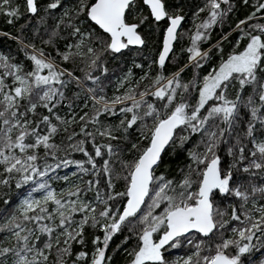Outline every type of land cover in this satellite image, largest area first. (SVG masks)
I'll return each mask as SVG.
<instances>
[{"label": "trees", "instance_id": "1", "mask_svg": "<svg viewBox=\"0 0 264 264\" xmlns=\"http://www.w3.org/2000/svg\"><path fill=\"white\" fill-rule=\"evenodd\" d=\"M2 1L0 88L13 93L10 82L18 65L29 89L12 105L0 93V264L20 244L26 257L33 254L42 264H90L102 247L101 264H129L141 243L142 209L151 203L165 230L168 210L196 203L202 172L216 155L222 176L229 178L226 188L211 194L212 233L177 237L162 249L161 262L142 264H209L218 251L235 256V264H264V208L254 211L264 203V0L217 5V0H162L167 17L181 15L183 22L160 66L156 58L167 18L155 21L142 0L128 5L124 20L136 24L143 44L120 52L110 49L109 36L87 17L95 0H36L33 9L27 0ZM64 6L70 7L66 17ZM82 27L90 30L93 53L67 55L75 51L67 50V44L75 42ZM253 38L260 44L249 71L221 77L202 101L207 80ZM193 48L203 54L191 62ZM130 67L134 84L129 100L119 102L122 96H112L113 79ZM221 101L230 106L229 113L216 108ZM176 107L183 122L152 170L143 205L118 222L138 157L157 122ZM69 111H77L72 122ZM22 120L29 125L23 127ZM69 171L79 179L78 194L92 206L91 212L69 213L78 229L67 216L49 222L48 230L39 229L32 217L18 212V200L38 176L54 178L55 184ZM62 228L68 234L57 236Z\"/></svg>", "mask_w": 264, "mask_h": 264}, {"label": "water", "instance_id": "2", "mask_svg": "<svg viewBox=\"0 0 264 264\" xmlns=\"http://www.w3.org/2000/svg\"><path fill=\"white\" fill-rule=\"evenodd\" d=\"M36 0H27L33 9ZM155 21L167 18L161 47L156 61L160 66L169 57L178 31L183 22L181 15L168 16L162 0H142ZM133 0H95L87 10L88 19L109 36V47L114 52L122 51L125 46L140 47L143 39L137 31L136 24L126 23L124 14ZM181 123L178 113L172 112L157 122L149 146L140 154L131 171L127 187L128 198L119 215L118 222L134 216L143 205L151 185L152 170L157 165L163 151L174 136ZM220 159L212 158L205 166L197 190V201L194 205L178 206L165 215L166 229L152 245L153 254L162 261V249L177 237L195 232L202 237L209 236L214 230L211 216V194L220 190L224 178L219 169ZM209 264H235L233 259L224 253H216Z\"/></svg>", "mask_w": 264, "mask_h": 264}, {"label": "rangeland", "instance_id": "3", "mask_svg": "<svg viewBox=\"0 0 264 264\" xmlns=\"http://www.w3.org/2000/svg\"><path fill=\"white\" fill-rule=\"evenodd\" d=\"M219 2H224L225 4H227L228 0H217L215 4L217 5ZM0 4H3L2 0H0ZM82 7L83 4L80 5V8ZM69 8H70L69 6H64L61 13L63 17L68 16ZM75 10L76 9H74V11ZM169 16H173V15H169ZM82 24L83 21L80 20L77 26L79 25L81 26ZM256 25L258 26V24H253V26ZM89 36H90L89 29H86L84 27L80 28L78 30L77 36H75V42L70 41L66 47L67 50L68 49L70 50L71 48L74 47L75 51L72 50L66 51V54L69 55L73 52L75 55H81V54L91 55L93 53V50L91 49V46L88 44ZM259 44L260 42L257 38L251 39V41L247 44L246 48H244V51L240 55H237L233 59H230L229 61L224 63L219 68V73L217 71V76L208 79L207 82L205 83L201 91V100L203 101L208 96H211L215 88V85L217 84V81H219L221 77L227 76L234 70L249 71V68L252 65V60L254 58V51ZM202 54L203 52L199 51L197 48H193V50L191 51L190 61L191 62L197 61L202 56ZM1 58L2 55L0 54V60ZM92 62H94V60ZM12 77L13 79L10 82V86L11 84L13 85L12 86L13 93L11 91V93L8 94L7 92L2 91V89L0 88V93L3 94L2 97L3 99H6L8 105H12L16 100L19 99L21 95L23 96L26 95L29 89L28 86L29 79L21 71L20 66L18 65L13 66ZM132 77H133V72H132V68L130 67L124 73H122L120 77H116L113 79L114 93L112 96L114 97L122 96L120 97L122 98V100L121 99L118 100L119 102H125L129 100L125 98H128L129 92H131V89L133 87L134 83L132 81ZM2 78H3V73L2 70H0V82ZM85 90L87 89L85 88ZM87 92L93 98L92 93L89 92L88 90ZM262 98L264 99V85H263ZM179 107L174 108L172 112L178 113L181 117V122H183L181 108ZM216 108L225 113H229L231 110L230 106L223 101H221V103ZM76 113L77 111L67 112L69 116L67 118L68 122H72ZM14 121L15 123H18L19 118H16ZM21 122L23 127L29 125L30 123V121L28 120L27 121L22 120ZM256 140L259 143L262 142V140L258 139L257 137ZM15 146L17 149L20 150V144L16 143ZM223 178H224L223 188H226L229 175H226ZM54 180H55L54 178L42 179L38 176L33 186L17 202L16 208L18 212L20 214H24L29 217H32V219L37 223L36 227H38L39 229L44 228L48 230L49 229L48 223L50 222V224H53L55 219L59 218L60 216H67L68 222L70 223L71 220L68 218V215L73 209L83 210L84 212L85 211L91 212L92 210V206L89 205V202L83 199V197L80 194H78L77 190L75 189L76 186L79 184V179L75 177L71 171H69L66 174H61L60 177L57 179L58 181H63V182H56L54 184L53 182ZM155 205H157V203ZM262 208H264V203L257 204V206H255L254 211L259 212ZM152 209H153V205H151V203L147 204L142 209L143 214L140 215L141 219H139L140 221L139 223H141L144 226V228L141 229L142 233L140 234L141 243L137 252L134 255L133 260L129 264H142L145 261L156 259L153 254L152 245L159 237L158 236L157 238H155V235L161 230V226L163 224V219H162L163 217H161L159 213L156 212L154 213ZM33 211H35V213H33ZM47 218H49L48 222H47ZM164 220H165V216H164ZM215 222L217 224L216 217H215ZM165 224H166V220H165ZM72 225L74 228L78 229L79 226L78 222H74L72 223ZM164 231L165 230L163 231L161 230V233H163ZM31 234H33V232H31ZM67 234L68 233L65 228H62L59 232H57V236H65ZM8 239H10V236ZM27 241L25 240L24 242ZM23 251H27V250L26 248H23V244L22 245L20 244L19 251H15L14 254L10 256L8 260L5 258L1 264H42L40 261H37L36 256H34L33 254H29L26 257ZM217 253H224V252L218 251ZM103 254H104L103 247L100 249H96L90 264H101ZM231 258L233 259L234 262L237 261V258L235 256Z\"/></svg>", "mask_w": 264, "mask_h": 264}]
</instances>
